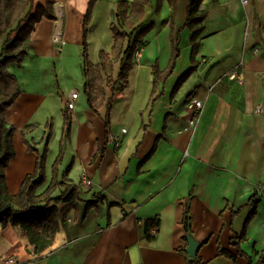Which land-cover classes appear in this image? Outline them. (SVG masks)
<instances>
[{
  "label": "crops",
  "instance_id": "crops-1",
  "mask_svg": "<svg viewBox=\"0 0 264 264\" xmlns=\"http://www.w3.org/2000/svg\"><path fill=\"white\" fill-rule=\"evenodd\" d=\"M63 1L66 43L62 51L53 41L56 19L43 18L32 34L23 65L12 70L23 93L6 115L8 124L15 127L16 149L6 178L9 191L16 194L25 176L35 170L37 153L24 143L23 131L27 125H36L31 120L45 102L47 73L54 86L51 89L59 95V131L53 116L44 123L45 132L46 122H54L50 152L55 147L59 153L65 98L72 88L80 91L77 106L70 111L72 139L59 176L67 174L78 185L82 200L78 212H71L54 242L44 250H38L22 226L0 224V264H9L11 256L16 258L13 264H185V256L178 248L186 243L183 202L190 193L192 235L201 243L199 254L207 264H235L218 251L222 248L237 252L231 239L234 233L242 234L253 210L247 204L258 191L261 200L256 214L240 241L242 249L257 262L264 251V0H249L247 5L241 0L203 2L207 15L199 37V66L173 98L177 79L192 65L191 31L182 30L177 68L165 90L160 83L152 96L153 66L158 63L163 70L169 64L171 27L164 21H170L173 12L167 0L157 12V0H152L142 25L154 21L155 27L145 36L146 44L135 59L128 83L116 81L107 87L111 101L99 113L90 107L85 92L82 41L89 0ZM119 1L98 0L95 6L89 27L90 59L95 64L101 62L102 50L112 49L111 23ZM188 4L189 0H179L177 29L187 19ZM93 27L106 28V36L100 37L94 47ZM75 46L78 56L71 59ZM241 62L243 82L230 77ZM30 66L39 76L36 83L27 72ZM119 69L120 64H116L115 79ZM193 96L205 98L206 106L197 129L190 132L184 130L182 114ZM107 115L111 120L109 134ZM32 134L27 135L31 143ZM42 137L33 141L40 152ZM56 140L59 143L55 146ZM50 152L48 180L58 155L53 158ZM84 174L91 184H82ZM99 195L104 200L86 213L87 201ZM227 204L242 209L234 215ZM149 220L159 221L151 239L147 236ZM238 261L248 264L246 257Z\"/></svg>",
  "mask_w": 264,
  "mask_h": 264
},
{
  "label": "trees",
  "instance_id": "trees-1",
  "mask_svg": "<svg viewBox=\"0 0 264 264\" xmlns=\"http://www.w3.org/2000/svg\"><path fill=\"white\" fill-rule=\"evenodd\" d=\"M56 0H0V224L6 227L9 223L22 226L30 241L36 245L38 250H44L51 245L60 230L61 224L69 218L72 211L78 212L79 202L82 200L77 184L64 174L59 176V168L64 160L66 147L72 139L73 117L70 111L63 113L62 137L59 144V153L52 165V177L48 180L47 163L50 152V142L54 133V122L49 120L45 124V132L40 141L44 143L43 151L40 152L27 138L31 127L25 126L23 131V141L28 149L37 153L35 170L28 173L16 194L9 191L6 169L11 160L16 155L14 145L15 127L7 122V111L23 93L22 84L16 74L8 67L11 64L22 66L27 55L28 47L36 25L43 18L56 19L54 3ZM98 0H89L87 11L83 20V63L85 76V92L90 107L97 113L105 106L109 105L111 98L108 97L107 87L120 81L122 84L128 83L129 74L132 70L136 52L139 44H146L145 36L155 27L152 21L142 25V20L146 14V8L152 0H121L115 12V20L111 23L113 33V46L110 52L101 51V62L95 64L90 59L89 49V27L92 22L93 12ZM172 7L170 21L165 20L164 24L171 27V56L169 64L165 69H161L159 64L153 66L155 76L152 96L157 93L158 85H165L174 74L178 60L182 54L181 32L188 28L191 31V62L192 65L180 75L172 90L173 98L184 82L197 70L199 61L197 54L200 47V35L204 30V21L207 12L202 9L205 0H189L187 8V19L184 25L177 29L176 18L179 0H167ZM163 0H157L156 11L159 12ZM120 64L118 76L115 79V66ZM163 91L161 94H163ZM110 111V108L109 110ZM107 134L110 132L111 120L109 115L105 118ZM156 148H153L150 155ZM69 171V170H68ZM67 171V173H68ZM46 187L42 189L44 186ZM193 194L190 193L185 202L182 223L184 224L186 235L185 245L178 250L185 256V264H207L199 251L195 256H190L187 252L189 245L188 237L193 236V214L191 210V200ZM104 200L99 195L95 200H89L86 204V213L89 209L96 207ZM261 200L260 194L255 192L247 205L253 206L242 234L234 233L231 244L237 248L233 253L227 249L219 248V255H226L239 264V257H246L248 264H264V251L257 262L247 254L241 247L240 241L246 237L248 227L252 218L256 214L257 206ZM115 205V204H111ZM234 215L238 214L242 208L235 209L227 204ZM154 224L159 225L158 220L147 222V236L151 239L154 233L151 232ZM239 240V241H238Z\"/></svg>",
  "mask_w": 264,
  "mask_h": 264
},
{
  "label": "built area",
  "instance_id": "built-area-1",
  "mask_svg": "<svg viewBox=\"0 0 264 264\" xmlns=\"http://www.w3.org/2000/svg\"><path fill=\"white\" fill-rule=\"evenodd\" d=\"M58 1L59 0H56L54 3L56 21L59 20V18H60L58 15L57 8H56V3ZM241 2L243 5L249 4V0H241ZM53 41L57 45L58 50L62 51V48L64 47V45L66 43V40L63 37V35L60 36V38H58L56 36L55 29L53 32ZM142 48H143V45L139 44L137 52H136V59L140 57ZM242 66H243V62H241L239 65L236 66V68L234 70L231 71L230 77L231 78H237L240 80V82H243L244 74L242 71H240V67H242ZM79 96H80V91L78 89H76V88L70 89L68 94H67V97L65 98V103H64L65 110L73 111L77 106V100H78ZM205 106H206V99L200 98L198 96H193L187 101V103L185 105V112L182 114V118L184 119V130L185 131L194 132L197 129V127L201 121V118L203 116ZM123 131H126V129H124ZM82 184L83 185L91 184V180L87 176V174L83 175ZM156 230H157V224H154V226L151 229V232L155 233ZM15 262H16V258L14 256H11L8 258L9 264H13Z\"/></svg>",
  "mask_w": 264,
  "mask_h": 264
},
{
  "label": "rangeland",
  "instance_id": "rangeland-1",
  "mask_svg": "<svg viewBox=\"0 0 264 264\" xmlns=\"http://www.w3.org/2000/svg\"><path fill=\"white\" fill-rule=\"evenodd\" d=\"M92 29H93L92 32H94L93 33L92 47H94L96 42L98 41V39L100 37H102V36L105 37L106 36V28L98 27L97 30H96V28L93 27ZM71 53H72V58L71 59H73V58L77 59V56H78V48H77V46L72 47ZM15 68L18 69L20 67L17 64H11L8 67V69L11 72ZM27 72L28 73L31 72L30 78H31L32 82L36 83L38 78H39V76L33 72V66H30L29 70ZM68 77L70 79H73V76H72L71 73H69ZM44 79L46 80V83H47L46 84V95L47 96H46L45 102L37 109V112L32 116V120L31 121H32V123H36V125L35 124L30 125L31 129L29 131L30 133L33 132L32 136H31V141H32V143H33V145L35 147H37V143L33 142V141H36V140H38V139H40L42 137L43 132H44V123H45V121H46L48 116H53L55 118V127H56V131L57 132L59 131V126H60V124H59V116L57 115V113H58V105H59V99L57 98V96H59V95L57 93H55V91L53 89H51L52 87H54V86H51L52 84L50 85L51 75L46 73V75L44 76ZM28 138H30V137H28ZM56 143H59V141H57V140L55 141V143H54L55 146H56ZM43 146L44 145H42V149H43ZM57 153H58V148L56 149L54 147V149L50 152V156L53 157L55 154L57 155ZM56 155H55V157H56ZM45 187H46V185L42 189H44Z\"/></svg>",
  "mask_w": 264,
  "mask_h": 264
},
{
  "label": "bare ground",
  "instance_id": "bare-ground-1",
  "mask_svg": "<svg viewBox=\"0 0 264 264\" xmlns=\"http://www.w3.org/2000/svg\"><path fill=\"white\" fill-rule=\"evenodd\" d=\"M56 8H57V11H58V15H59V20L56 21L55 23V32H56V36L58 38H60V36L63 35L64 37V34H63V30H64V17H65V3L63 0H59L57 3H56ZM65 38V37H64Z\"/></svg>",
  "mask_w": 264,
  "mask_h": 264
},
{
  "label": "water",
  "instance_id": "water-1",
  "mask_svg": "<svg viewBox=\"0 0 264 264\" xmlns=\"http://www.w3.org/2000/svg\"><path fill=\"white\" fill-rule=\"evenodd\" d=\"M189 245L187 247V252L190 256H195L201 247V243L197 241L193 236L188 237Z\"/></svg>",
  "mask_w": 264,
  "mask_h": 264
}]
</instances>
